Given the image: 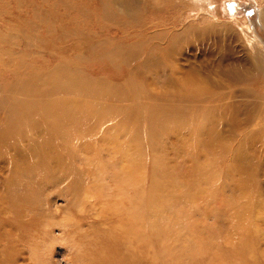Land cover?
<instances>
[{"label":"rangeland","instance_id":"374dc122","mask_svg":"<svg viewBox=\"0 0 264 264\" xmlns=\"http://www.w3.org/2000/svg\"><path fill=\"white\" fill-rule=\"evenodd\" d=\"M0 264H264V0H0Z\"/></svg>","mask_w":264,"mask_h":264},{"label":"bare ground","instance_id":"6f19581e","mask_svg":"<svg viewBox=\"0 0 264 264\" xmlns=\"http://www.w3.org/2000/svg\"><path fill=\"white\" fill-rule=\"evenodd\" d=\"M259 16H260V13H259ZM260 18V17H259Z\"/></svg>","mask_w":264,"mask_h":264}]
</instances>
